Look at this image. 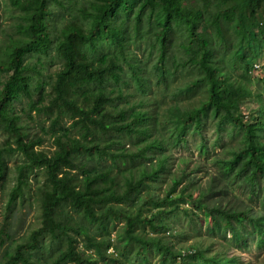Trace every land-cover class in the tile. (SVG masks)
Returning <instances> with one entry per match:
<instances>
[{"label": "trees", "instance_id": "1", "mask_svg": "<svg viewBox=\"0 0 264 264\" xmlns=\"http://www.w3.org/2000/svg\"><path fill=\"white\" fill-rule=\"evenodd\" d=\"M7 2L19 15L14 31L0 44V71L8 73L0 80V128L8 135L2 147L19 150L24 158L15 164L10 200L23 193L29 172L43 169L45 178L37 186L39 224L4 249L0 264H131L126 257L132 242L141 261L158 251V264H171L177 257L178 264H249L228 244L219 249L202 237L182 240L184 231L170 222L180 212L196 214L173 195L181 191L197 209L208 208L214 224L223 223L235 240L249 224L264 244V94L237 72L250 75L264 45V0ZM173 34L179 38L172 40ZM137 37L157 48L151 69L163 82L172 70L167 62L182 63L196 69L186 89L204 90L196 103L169 108L172 139L186 141L189 126L201 132L210 116L218 117L219 129L226 123L237 128V145L229 147L231 156L216 158L217 167L224 181L235 174L252 192L260 189L261 208L233 199L217 174L197 188L199 166L188 168L185 158L169 174L164 193H158L169 155L164 135L153 128L151 101L144 98L150 80L145 61L127 49ZM177 44L184 52L181 61L173 52ZM246 49L254 57L250 62ZM46 57L59 60L52 73L45 71ZM132 84L141 96L136 101L123 89ZM247 98L257 105L247 116L234 113ZM33 111L49 120L39 128L51 137L52 147L43 146L42 135L30 129ZM249 119L257 125H249ZM123 135L138 137L134 149L122 144ZM199 145L206 148L204 140ZM64 205L75 214L64 211ZM116 221L123 226L117 232L121 241L114 244L111 227ZM110 245L113 253L107 251Z\"/></svg>", "mask_w": 264, "mask_h": 264}, {"label": "rangeland", "instance_id": "2", "mask_svg": "<svg viewBox=\"0 0 264 264\" xmlns=\"http://www.w3.org/2000/svg\"><path fill=\"white\" fill-rule=\"evenodd\" d=\"M58 9H56L57 11ZM19 10L12 8L8 5L7 0H0V26H2V31H0V44H4L3 40L7 32H13L15 24L17 22V17ZM145 28V35L148 32L149 25L146 20L142 22V27ZM176 31L175 33H178ZM143 33V32H142ZM172 40L179 38L177 34L172 35ZM185 40V37H182ZM264 45L259 47V52L255 57L256 60L253 67L250 68L249 74L238 72L243 78L249 80L256 90H262L264 94ZM112 48V47H108ZM128 51L132 50V54H136V58H140L145 61L147 73L150 77L149 85L147 91H145V99L151 101L150 106H147L149 111H151L153 122V128L160 132V135H164V144L169 155V161L167 162L168 168L165 169L162 175V180L157 184L158 193H164V187L169 182V174L177 172L178 169L184 165L182 158H185V162L188 168L199 166L197 171L198 181L195 183L198 186H203L209 176L217 174L222 179L221 172L218 169V164L216 163V158L218 156H231L229 153V147L237 145L238 139L240 137V131L235 128L231 129V124L226 123L220 129L218 128L216 116H210L204 119L202 131H196L192 126H189L185 133L186 141H174L170 135V131L173 128V114L169 112V108L174 105L176 107L185 106L189 104L196 103L199 98L204 94V90L201 86L194 89H186V84L190 78L193 77V72L196 73L194 67L189 65L184 66L182 63L178 65L170 64L167 62V67L172 68L171 72L162 81L160 73L155 72L151 69L152 64L157 58L158 50L155 46L150 44V41L143 38H136L131 43L127 45ZM240 49L238 50V52ZM173 52L181 59L183 58L184 52L183 48L177 44L174 46ZM247 61L250 62L254 57L250 56V51L246 49ZM35 56L31 60H34ZM45 61V71L48 69L49 73H52L59 66V60L50 62L49 58H44ZM29 61H27L28 63ZM29 72H32L31 70ZM33 76L36 78L34 72ZM8 74L5 71H0V80L5 79V75ZM1 86V81H0ZM127 93L130 94L129 99L136 101L139 97V91L136 89L134 84L124 87ZM146 90V89H145ZM26 96L23 97L25 101ZM17 103L16 106H19ZM257 104L252 101L251 98H247L237 104L233 108L234 113L242 112L246 116L250 112V108L255 107ZM256 110L253 112L256 114ZM33 118L28 119L30 129L43 137V146L52 147L50 143L51 137L45 134L39 127L41 124L45 127L48 126L49 120L46 115L40 114L35 116V111L32 112ZM66 123L70 120L65 118ZM249 125H257L258 121L255 119L248 120ZM7 133L0 128V160H2V172L3 175L0 176V261L2 260V253L4 249L8 246H12L14 243L18 242L22 238H25L33 228H35L40 222V204H39V194L37 191V186L39 183L44 181L45 174L43 169L36 168L32 172H29V182L24 187V191L21 195L17 196L15 199L10 200L9 194L12 186L16 182L17 170L15 164L23 161V155L19 150L8 151L3 149V142L7 137ZM204 137V138H203ZM145 138V136H144ZM138 137L135 136H125L123 135L122 144L126 145L128 148L134 149L136 146V141ZM200 140H204L206 148L203 150L199 145ZM156 155L157 153L154 152ZM171 165V166H170ZM228 181L222 179V183H225L228 187V194L233 199H238L242 201H247L253 204L255 209L261 208L263 206V192L257 189L255 192L250 190L249 184L242 177H237L235 174L226 177ZM217 180L221 181L219 177ZM216 182L219 184V182ZM220 185V184H219ZM174 196L182 198L181 204L193 209L196 213L194 216H187L180 212L177 218H174L170 222L173 226H178L184 231L182 240L190 241L194 240L196 237H202L205 241L209 242L211 247L222 249L223 247L231 248L238 255V259L244 260L249 264H264V244H259L257 242V235L255 231H251V226L249 224L245 229L240 231L239 238L235 240L232 237L231 232L225 229L223 223L218 225L214 224V218L210 214L208 208L197 209L194 201L187 199L185 193L181 191H176ZM262 207L261 209H263ZM62 209L66 212L75 214L74 210L70 207L64 205ZM193 212V213H194ZM192 213V215H193ZM123 226V221H116V224L111 227V240L114 244L119 243L121 240L117 238V232ZM148 229V228H146ZM146 231V230H145ZM146 232H150L147 230ZM45 241L48 242L49 238L46 237ZM179 242V241H176ZM183 243V241L179 242ZM62 244H55L51 251H55L56 247ZM123 247V245H120ZM212 249V248H211ZM136 243H130L127 245V260L131 264H138L137 259L140 257L135 253ZM108 252L113 253V245L108 246ZM159 252L148 254L147 260L141 261L144 264H158ZM171 264H178V257L175 258Z\"/></svg>", "mask_w": 264, "mask_h": 264}]
</instances>
